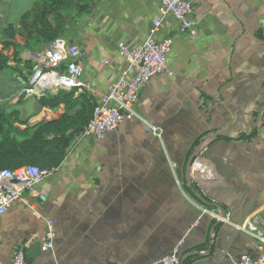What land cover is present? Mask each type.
Wrapping results in <instances>:
<instances>
[{"label": "crops", "instance_id": "crops-1", "mask_svg": "<svg viewBox=\"0 0 264 264\" xmlns=\"http://www.w3.org/2000/svg\"><path fill=\"white\" fill-rule=\"evenodd\" d=\"M71 1L66 36L56 40L83 52L85 91L96 102L128 65L119 44L144 41L158 0H78L88 5L80 15ZM263 14V0H196L192 35L177 33L166 17L154 38L174 35L166 56L172 73L154 75L114 130L74 137L38 183L41 197L0 215V264H10L17 247L27 264H161L180 240L182 255H191L212 235L213 246L190 264L253 254L247 224L252 215L264 221ZM5 106L36 113L29 122L56 115L18 98ZM192 182L211 206L193 194ZM47 217L57 235L42 252Z\"/></svg>", "mask_w": 264, "mask_h": 264}, {"label": "built area", "instance_id": "built-area-1", "mask_svg": "<svg viewBox=\"0 0 264 264\" xmlns=\"http://www.w3.org/2000/svg\"><path fill=\"white\" fill-rule=\"evenodd\" d=\"M195 2L196 0H158L159 17L153 20L144 41L132 48L119 44L118 52L128 60V65L98 98L92 117L79 135L98 138L114 130L130 113L132 106L139 100L141 91L154 75L172 73L166 56L173 44L174 35L168 34L161 40H155L154 35L166 17L176 22L177 33L192 35L196 25ZM260 32L264 36V14ZM31 54L29 59L34 62L32 73L28 85L18 91V96L40 97L62 87L75 88L78 92L91 90L90 84L83 78L80 62L84 54L77 45L54 40L43 50ZM259 127L260 139L264 141V107ZM52 171L53 169L30 164L15 169L0 168V215L15 205L28 204L27 196L41 197L37 185ZM33 214L40 216L36 212ZM213 216L218 217L215 214ZM44 224V238L40 249L42 252H48L54 246L57 231L55 221L51 217L45 218ZM247 225L252 229L255 239L254 253H241L232 264H264V221L258 215H252ZM182 245L183 241L180 240L171 254L161 259V264H180ZM10 264H27L22 247L14 249Z\"/></svg>", "mask_w": 264, "mask_h": 264}, {"label": "trees", "instance_id": "trees-1", "mask_svg": "<svg viewBox=\"0 0 264 264\" xmlns=\"http://www.w3.org/2000/svg\"><path fill=\"white\" fill-rule=\"evenodd\" d=\"M71 3V0H35L33 6L15 21L0 28V71L10 68L16 73L14 82L17 87L9 95H16L26 87L32 73L34 64L21 56L22 51H41L54 40L66 36L67 19L72 18ZM87 11L88 5L76 0L75 13L80 15ZM18 36L23 42L17 41ZM30 101L37 110L51 108L56 115L29 122L36 113L24 116L19 106L0 105V168L15 169L26 164L57 168L72 139L92 117L96 105L92 94L85 90L78 92L75 88H60L40 97L18 96L19 104ZM59 105H62L60 111L57 110ZM191 190L208 206L212 205L193 182ZM207 244L213 246V235L208 242L194 247L196 253L185 256L182 264H190L201 256L199 252Z\"/></svg>", "mask_w": 264, "mask_h": 264}, {"label": "rangeland", "instance_id": "rangeland-1", "mask_svg": "<svg viewBox=\"0 0 264 264\" xmlns=\"http://www.w3.org/2000/svg\"><path fill=\"white\" fill-rule=\"evenodd\" d=\"M32 4L33 0H0V28L6 26L8 22L15 21L17 17L26 9H29ZM16 39L17 41L20 40L18 41L20 43L23 42L21 36H18ZM6 53L10 54V51ZM31 55V52L26 50H23L21 53V56L24 59H29ZM30 61L34 64L32 60ZM15 77L16 73L13 69L6 68L0 71V105L12 103L16 98H18L17 94L9 95V93H12L17 87L14 82Z\"/></svg>", "mask_w": 264, "mask_h": 264}, {"label": "water", "instance_id": "water-1", "mask_svg": "<svg viewBox=\"0 0 264 264\" xmlns=\"http://www.w3.org/2000/svg\"><path fill=\"white\" fill-rule=\"evenodd\" d=\"M62 89H67V90H68V89H70V88H68V87H62ZM197 149H198V147L195 148V152L197 151ZM193 156H194V153L191 155V157L189 158V160H188L187 163H186L187 170H189L190 163H191V161H192ZM186 177H187V180H188V171H187V173H186ZM185 256H187V255L182 256V259H181L180 264H182V260H183V258H184Z\"/></svg>", "mask_w": 264, "mask_h": 264}]
</instances>
